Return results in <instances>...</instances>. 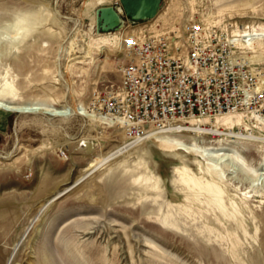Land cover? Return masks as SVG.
<instances>
[{"label":"rangeland","instance_id":"rangeland-1","mask_svg":"<svg viewBox=\"0 0 264 264\" xmlns=\"http://www.w3.org/2000/svg\"><path fill=\"white\" fill-rule=\"evenodd\" d=\"M162 1L159 13L168 10L159 20L122 16L121 27L140 31L148 24L159 34L199 19L227 34L234 24L264 28V0H173L170 7ZM104 6L121 7L119 0H0V17L27 61L19 71L12 61L18 49L14 56L0 53V211L4 204L9 210L0 217V264H44L47 248L61 264L73 258L80 264H264V167L258 166L264 164V116L252 115L255 138L242 145L214 132L177 134L202 147L198 158L155 143L139 149L145 138L137 142L112 118L122 48L92 44L93 37L117 31L100 29L97 10ZM35 15L40 23H33ZM261 39L242 49L259 55L252 61L263 73ZM50 64L55 74L47 71ZM219 140L226 154L244 155L255 175L213 160L206 147L220 146ZM179 161L200 179H211L207 171L214 167L223 174L219 186L234 220L208 205L210 195L175 183Z\"/></svg>","mask_w":264,"mask_h":264},{"label":"built area","instance_id":"built-area-1","mask_svg":"<svg viewBox=\"0 0 264 264\" xmlns=\"http://www.w3.org/2000/svg\"><path fill=\"white\" fill-rule=\"evenodd\" d=\"M136 28L125 37L113 115L130 137L144 139L187 117L263 113L264 88L227 32L199 19L159 34L148 24Z\"/></svg>","mask_w":264,"mask_h":264},{"label":"bare ground","instance_id":"bare-ground-1","mask_svg":"<svg viewBox=\"0 0 264 264\" xmlns=\"http://www.w3.org/2000/svg\"><path fill=\"white\" fill-rule=\"evenodd\" d=\"M110 1L111 0H101V3H108ZM171 4H174L173 0L168 1L169 7ZM116 9L120 14H124L121 7H118ZM167 10L168 9L166 8L163 11H161L159 14H157L153 18L152 21L159 20L164 15V11L166 12ZM38 22L40 23V20H39L38 16L35 15L33 17V23L36 24ZM228 26H230L229 30L232 29V31L228 34L229 41L232 43L233 42L238 43V45H240L239 49L241 50V55H242L241 58L245 59L247 61V63H250V66H254L252 68V71L256 72V75H257V77L261 83V88H264V72L262 73L261 71H258L259 68L252 61L255 58H258L259 55L258 56H256V55L252 56L250 54L243 53L244 49H242L244 47L248 48L251 45V43H253L255 40L262 43L263 39H261V38H262V36H264V28L263 27L260 28L262 32H258V31H255L251 26H247V25H244V27H242V28L238 27V26L236 27V24H234L233 26H231V25H228ZM11 30H12V26L9 24V22H6L3 18V16L0 17V53H3L4 55H10V53L11 54L13 53L12 51L14 48L18 49L19 52L18 53L15 52L16 53L15 59L12 61H14V64L19 71H24L27 67L26 57L24 56V52H22V53L20 52L21 49H20L19 42H17L11 36ZM134 31H137V30L122 26L115 33L110 32L108 34H100V35H97L96 37H93L92 44H95V47H98L96 49L108 48L113 44L120 45V47L122 48V55H121L122 58L121 59H125L126 58L125 37ZM70 43H71V46L74 45L73 41H71ZM258 45L260 46L262 44L258 43ZM71 50H69V51L71 52ZM75 50H73V51H75ZM81 52H83V51H81ZM13 56H14V53H13ZM53 66L50 64L46 68H47V71L52 70V73L55 74V72L53 70ZM55 67L58 68V73H59L58 75H61L62 73H61L58 65H55ZM58 78H57V80H59ZM11 89L12 88L9 87V90L12 93ZM117 95L121 97L120 92ZM12 110L17 111V112H23V110L20 108H18V109L13 108ZM78 110H79L78 108H75V111H78ZM37 111L44 113V111H46V110H44L43 108H37ZM70 113H72V112H70ZM252 115H253V117L256 115V118L254 120L257 121L258 118H263L264 113L261 114V113L252 112ZM59 116H61V115H59ZM251 117L252 116H250V115H246L244 113L239 112V113H223V114L217 115L215 117H205V118L187 117V118H183V119L178 120L174 126L167 127L165 129H161V130L151 131L150 133L147 134L144 141L141 144H139L138 148L141 149L143 147V145H145L146 143H155V144L159 145L161 148H163L164 150L182 151V152H185L189 155H193L194 157L198 158V155L201 153L200 150L202 149V147H201V149H200V147H198L197 142L194 140V138L192 140H190L191 141L190 143L185 144L184 142H182L178 138H175V136L180 137L177 134H181L183 132L189 133V131H190L191 133L194 134V136H196L195 134L207 135V134H211L214 132V135H221L222 137L229 138V139L236 138V142H234V143L242 145L243 144L241 142L242 140H244V139L247 140L248 138H255V136L252 134V132H249L250 129L254 128V126L252 128V126L250 124V120L252 119ZM112 118H114V117H112ZM113 120L115 123H118V125L123 127V124L120 123L118 120H116V119H113ZM207 125H209L211 127V129L205 128ZM222 128H224L225 130L221 131ZM228 131H230V132H228ZM243 131H245V132H243ZM126 135L127 134H124L123 136L126 137ZM140 140H136V141L139 142ZM220 140L218 143L220 146H218V147H214V146L212 147L211 146L210 147V145H211L210 144L209 147H206V151H211V150L214 151V156H213L214 159L213 160H216L219 163H220V161H225V162L231 161L232 163L237 164L240 172L244 176L248 177L251 173L253 175H255L254 172H251L254 169H251L249 167L247 160L245 159L244 155H242L238 150L233 151L230 149L229 150L232 154L231 155L226 154L227 152H224V151L228 150V147L224 146V144L221 142L224 140H221V141ZM228 143H233V142L229 141ZM204 147H205V145H204ZM119 151H116V152H119ZM207 155H209V154H207ZM200 156L203 157L204 155H200ZM177 160H178V158H177ZM94 162H98L99 164L102 163V161L99 162L98 159H95ZM193 162L196 163V161H193ZM91 165L93 166V164H91ZM96 165H98V164H96ZM96 165L94 167H96ZM100 165H102V164H100ZM258 166L264 167V164L262 162H259ZM89 167L90 166H88V168ZM94 169H96V168H94ZM86 170H87V168H86ZM174 171L178 175V178L175 180V183H180L178 185L182 184L181 185L182 187L186 186L187 188H189V190L190 189H196V190H198L199 193L210 195L209 197H213V199L210 198L212 200L208 201V205L214 206L217 209L218 214H220V216H222V217H225V219H227L228 221L232 220V219L234 220L235 216H232L233 213H232V215L230 213H228L227 206L229 204L225 203L226 200L224 197L225 196L224 189L221 188V186H219V185H221V184L223 185L225 183L224 177H223V174L217 168L214 167V170L207 171V172H210L209 176H211V179H209V180L208 179L204 180L203 178H201V179L198 178V176H196L192 172H190L192 170L191 169L189 170V168L187 167V165L185 163H183V161H179L178 165H175ZM77 180H79V179H77ZM213 182H214V186H213ZM51 183L52 182L50 181V184ZM50 184L48 187H50ZM52 185H53V183H52ZM48 187H47V189H48ZM241 199L243 202L246 203L248 200V197L244 196V197H241ZM7 205L8 204H4V208L0 211V217H2L3 215H7L9 213ZM162 222H164L163 224L165 226L168 225L167 220L162 221ZM47 249H45L43 252L44 264H61L58 262V259L55 256V254L50 252L51 250L49 251V249L48 250ZM72 264H80V262L79 261L76 262V259L73 258Z\"/></svg>","mask_w":264,"mask_h":264},{"label":"water","instance_id":"water-1","mask_svg":"<svg viewBox=\"0 0 264 264\" xmlns=\"http://www.w3.org/2000/svg\"><path fill=\"white\" fill-rule=\"evenodd\" d=\"M124 14H120L116 8L101 7L97 10L100 29L105 32L118 30L124 23L122 16L132 21H146L153 19L160 11L162 0H119Z\"/></svg>","mask_w":264,"mask_h":264}]
</instances>
